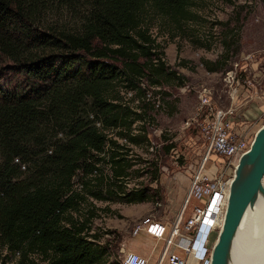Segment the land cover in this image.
Segmentation results:
<instances>
[{
	"label": "trees",
	"instance_id": "1",
	"mask_svg": "<svg viewBox=\"0 0 264 264\" xmlns=\"http://www.w3.org/2000/svg\"><path fill=\"white\" fill-rule=\"evenodd\" d=\"M193 5L194 0H0L4 258L16 257L15 264H37L33 255L45 264H109L105 242L91 232L93 211L80 212L81 205L88 198H152L145 187H126L134 161L129 149L122 150L145 136L153 108L144 100L146 91L183 84V76L162 59L150 27L158 18L181 29L196 18ZM218 65L205 61L209 70ZM124 90L133 93L128 101ZM133 98L138 103L130 104ZM109 130L125 142L119 144ZM162 147L167 151L172 144ZM150 172L149 181H157V170Z\"/></svg>",
	"mask_w": 264,
	"mask_h": 264
},
{
	"label": "rangeland",
	"instance_id": "2",
	"mask_svg": "<svg viewBox=\"0 0 264 264\" xmlns=\"http://www.w3.org/2000/svg\"><path fill=\"white\" fill-rule=\"evenodd\" d=\"M192 10L196 18L186 21L181 29L168 28L160 24L158 18L150 27L151 34L162 47V59L183 76V84L169 82L159 86L162 108H149L151 119L144 125L145 136L137 144H127V148L122 150L129 149L127 155L134 161L125 177L128 181L126 187H145L152 198L139 203H124L114 198H88L89 203L81 205L80 212H86V209L93 211L91 232L99 236L97 240L100 243L105 242L106 263L121 264V249L146 257L148 264H153L160 256L164 237L182 209L189 174L204 154L205 147L198 130L195 127L183 128V122L195 112L197 90L201 86L209 87L212 105L226 107L229 99L222 76L234 62L243 67L238 71L239 96L240 90L246 89L249 94L256 95L264 89V0H194ZM225 43L230 45L226 48ZM245 54H251L249 60H241ZM180 60L185 62L181 64ZM205 61H217L219 65L215 70H209ZM152 91L149 88L151 96L157 94ZM263 121L264 116H261L255 118L254 123L259 125ZM113 133L108 131L118 140L119 137ZM169 143L172 147L165 151L162 146ZM213 163L216 164V159L211 156L205 165L209 168ZM153 167L157 170V181H149ZM108 172L104 167L103 173L107 175ZM74 181V187L79 188L76 178ZM196 204L191 199L182 218ZM148 215L163 223V235L156 238L141 231L132 236V226ZM215 236L216 231L209 238L203 260L208 258ZM168 250L187 258L174 246ZM4 254L2 250L0 264H15L16 257L4 258ZM32 259L37 264H45L38 256L33 255ZM191 262L202 264V260L196 262L192 259Z\"/></svg>",
	"mask_w": 264,
	"mask_h": 264
},
{
	"label": "built area",
	"instance_id": "3",
	"mask_svg": "<svg viewBox=\"0 0 264 264\" xmlns=\"http://www.w3.org/2000/svg\"><path fill=\"white\" fill-rule=\"evenodd\" d=\"M251 54H245L241 60H249ZM234 62L232 67L227 69L222 76V82L226 87V94L229 103L226 107L212 105L211 90L209 87L201 86L197 90V106L191 117L183 122V128L195 127L204 143V154L200 161L194 166L190 173L188 186L183 199L181 211L176 215L174 223L164 237V247L160 256L153 264H190L191 260L201 261L208 264V258L203 260L207 253L209 238L213 232H217L225 207L228 195L229 184L238 157L249 147L254 132L261 124L240 121L236 116L237 101H239L238 71L242 69ZM243 71V70H242ZM159 89V87H151ZM123 99L128 101L132 98V91H122ZM160 94L154 96L146 91L144 100L150 101L153 108H162ZM138 103V98H133L130 104ZM137 110V109H136ZM264 116V107L255 118ZM239 120V126H234ZM96 125L98 123L96 122ZM119 143L125 142L118 139ZM213 156L216 164L206 167V161ZM194 199L197 204L191 207L190 213L182 218V213L190 200ZM157 205L158 202L155 200ZM212 218L208 221L209 216ZM179 223L180 227H179ZM165 230L161 221L152 219L148 215L137 221L131 228L132 236L138 235L141 231L160 238ZM174 246L187 258L176 252L169 251ZM121 264H148L146 257L131 250L121 249Z\"/></svg>",
	"mask_w": 264,
	"mask_h": 264
},
{
	"label": "water",
	"instance_id": "4",
	"mask_svg": "<svg viewBox=\"0 0 264 264\" xmlns=\"http://www.w3.org/2000/svg\"><path fill=\"white\" fill-rule=\"evenodd\" d=\"M264 191V121L233 170L220 227L208 254V264H232L238 224L257 195ZM264 264V261L261 263Z\"/></svg>",
	"mask_w": 264,
	"mask_h": 264
},
{
	"label": "bare ground",
	"instance_id": "5",
	"mask_svg": "<svg viewBox=\"0 0 264 264\" xmlns=\"http://www.w3.org/2000/svg\"><path fill=\"white\" fill-rule=\"evenodd\" d=\"M211 218L210 215L207 220ZM263 261L264 191L260 192L255 201L246 208L238 224L232 264H261Z\"/></svg>",
	"mask_w": 264,
	"mask_h": 264
},
{
	"label": "crops",
	"instance_id": "6",
	"mask_svg": "<svg viewBox=\"0 0 264 264\" xmlns=\"http://www.w3.org/2000/svg\"><path fill=\"white\" fill-rule=\"evenodd\" d=\"M262 86L264 87V83L262 84ZM254 95L255 94H249L246 89L242 91L240 90L241 100L239 99V101H237L238 109L236 110L237 112H236V116L234 117L235 118L234 120H237L239 118L240 121L244 122V121L254 120L255 117L259 115V113L264 107V89H262L260 93L256 94L255 96ZM239 120L237 121L238 123L235 124L234 126L235 130H237V127L239 126L238 125ZM133 248L135 247L133 246Z\"/></svg>",
	"mask_w": 264,
	"mask_h": 264
}]
</instances>
